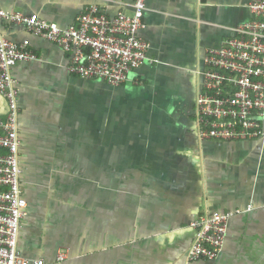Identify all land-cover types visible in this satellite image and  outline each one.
Masks as SVG:
<instances>
[{"label": "crops", "instance_id": "1", "mask_svg": "<svg viewBox=\"0 0 264 264\" xmlns=\"http://www.w3.org/2000/svg\"><path fill=\"white\" fill-rule=\"evenodd\" d=\"M134 0H0L61 27L89 4L109 15ZM252 0H146L147 59L112 85L68 69V54L0 20L36 56L11 68L27 199L18 246L52 264H264V139L200 141L195 101L209 49L252 18ZM7 109L0 95V119ZM232 211L213 259L189 260L195 216ZM67 253L57 262L58 251Z\"/></svg>", "mask_w": 264, "mask_h": 264}, {"label": "built area", "instance_id": "2", "mask_svg": "<svg viewBox=\"0 0 264 264\" xmlns=\"http://www.w3.org/2000/svg\"><path fill=\"white\" fill-rule=\"evenodd\" d=\"M146 0H134L133 12L109 15L89 4L73 24L61 27L38 14L0 6V20L23 26L35 36L58 45L68 54V69L81 78H99L112 85L128 81L147 59L148 43L140 35L145 26ZM250 20L234 27V35L204 57L194 118L200 141L264 139V0L249 4ZM36 56L30 40L14 41L0 28V95L7 109L0 119V264H52L29 258L19 249V234L27 207L21 185L18 89L11 68ZM234 212L216 211L195 216L189 225L195 237L189 260L213 259L223 247ZM58 251L55 260H65Z\"/></svg>", "mask_w": 264, "mask_h": 264}]
</instances>
